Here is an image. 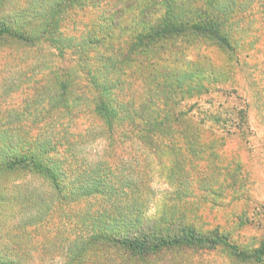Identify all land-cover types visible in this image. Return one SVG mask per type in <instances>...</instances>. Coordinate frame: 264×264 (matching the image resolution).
<instances>
[{
	"label": "trees",
	"instance_id": "obj_1",
	"mask_svg": "<svg viewBox=\"0 0 264 264\" xmlns=\"http://www.w3.org/2000/svg\"><path fill=\"white\" fill-rule=\"evenodd\" d=\"M258 21L264 0H0V54L23 55L2 67L31 84L0 100V264H264L223 153L249 129L235 76Z\"/></svg>",
	"mask_w": 264,
	"mask_h": 264
},
{
	"label": "rangeland",
	"instance_id": "obj_2",
	"mask_svg": "<svg viewBox=\"0 0 264 264\" xmlns=\"http://www.w3.org/2000/svg\"><path fill=\"white\" fill-rule=\"evenodd\" d=\"M80 19V17L75 16V21ZM256 27V46L250 50L252 54L246 58L247 60L241 55V59L245 64L242 65L235 76L239 83L237 85V92L246 97L248 101L247 128L249 129L245 131V138H241L238 135L231 136L230 138L228 137L223 147V153L227 158L231 159V161L235 158L239 160L241 164L240 175L241 177L244 176L243 182L245 197L247 199L243 198V200H240L239 205L248 202V205L256 206L255 211H259V219L255 217L253 223L246 224L239 230L237 241H239L241 246L247 247L248 251L257 245L259 240L264 236V30L259 32V21ZM263 28L264 25L260 29ZM208 53L217 63L222 64L225 61V56L215 48L210 49ZM20 56L23 55L15 54L13 59L18 62ZM15 61L11 58L6 59L0 54V100L3 98L7 100V102L20 103L24 97V92L22 90L31 84L28 85L25 82L26 77L21 73H16L15 75L8 73V66H15ZM6 63H9V65L2 67ZM20 68L25 69V66L21 63ZM12 80H15L16 83H20V88L18 92L10 95V90L13 89L11 84ZM4 81H6L7 84L3 85ZM7 92H9V94H6ZM202 107L207 106L202 105ZM100 146L101 144L98 146L93 145L94 148H100ZM150 185V190H153V193L156 195L153 197L155 199L153 200L152 209H154L161 205L158 196L163 193L166 185L163 183L162 179H158L157 177L151 181ZM1 217L2 214L0 209V218ZM0 228L1 231L6 230L2 225H0ZM0 234L2 233L0 232ZM172 264L176 263L173 262ZM182 264L238 263L231 261L228 256H226L225 252L212 251L195 255L192 258L187 257L182 261Z\"/></svg>",
	"mask_w": 264,
	"mask_h": 264
},
{
	"label": "clouds",
	"instance_id": "obj_3",
	"mask_svg": "<svg viewBox=\"0 0 264 264\" xmlns=\"http://www.w3.org/2000/svg\"><path fill=\"white\" fill-rule=\"evenodd\" d=\"M124 3H127L128 0H123ZM84 71H89V68L87 66H84ZM4 194L0 193V196H3Z\"/></svg>",
	"mask_w": 264,
	"mask_h": 264
}]
</instances>
